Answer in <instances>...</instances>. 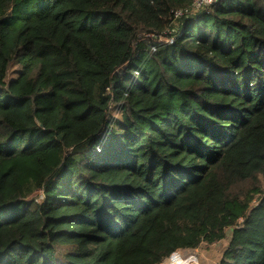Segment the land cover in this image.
<instances>
[{
	"label": "trees",
	"instance_id": "1",
	"mask_svg": "<svg viewBox=\"0 0 264 264\" xmlns=\"http://www.w3.org/2000/svg\"><path fill=\"white\" fill-rule=\"evenodd\" d=\"M220 242L264 264V0H0V264Z\"/></svg>",
	"mask_w": 264,
	"mask_h": 264
},
{
	"label": "rangeland",
	"instance_id": "2",
	"mask_svg": "<svg viewBox=\"0 0 264 264\" xmlns=\"http://www.w3.org/2000/svg\"><path fill=\"white\" fill-rule=\"evenodd\" d=\"M44 8L45 4L39 2L33 7V9L29 10V14L39 13ZM228 235H230V231H228ZM226 245V242H220L209 247L202 246L197 250H183L175 253L169 260H166L164 264H170L174 259H186L189 257V254H194L197 257V262L199 264H218L222 255V250Z\"/></svg>",
	"mask_w": 264,
	"mask_h": 264
},
{
	"label": "built area",
	"instance_id": "3",
	"mask_svg": "<svg viewBox=\"0 0 264 264\" xmlns=\"http://www.w3.org/2000/svg\"><path fill=\"white\" fill-rule=\"evenodd\" d=\"M217 0H192V7L194 8L195 11L203 9L207 6L212 5L213 3H215ZM180 16L179 12L175 13V17ZM159 42L161 43H172V39L171 38H167L164 40V38H160ZM155 49L152 48V52H154ZM187 256V255H186ZM189 257L186 259H174V261H172L170 264H184L185 261H187V264H199L197 262V257L194 254H189Z\"/></svg>",
	"mask_w": 264,
	"mask_h": 264
},
{
	"label": "clouds",
	"instance_id": "4",
	"mask_svg": "<svg viewBox=\"0 0 264 264\" xmlns=\"http://www.w3.org/2000/svg\"><path fill=\"white\" fill-rule=\"evenodd\" d=\"M184 264H187V261H185Z\"/></svg>",
	"mask_w": 264,
	"mask_h": 264
}]
</instances>
